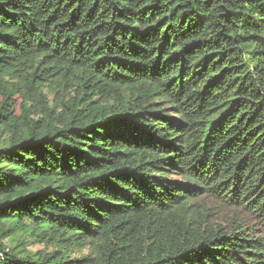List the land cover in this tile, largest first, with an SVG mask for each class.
Wrapping results in <instances>:
<instances>
[{"label":"trees","instance_id":"16d2710c","mask_svg":"<svg viewBox=\"0 0 264 264\" xmlns=\"http://www.w3.org/2000/svg\"><path fill=\"white\" fill-rule=\"evenodd\" d=\"M0 136V264H264V0H0Z\"/></svg>","mask_w":264,"mask_h":264},{"label":"rangeland","instance_id":"374dc122","mask_svg":"<svg viewBox=\"0 0 264 264\" xmlns=\"http://www.w3.org/2000/svg\"><path fill=\"white\" fill-rule=\"evenodd\" d=\"M49 98L51 99L52 97L50 96ZM1 140H3V137L0 136V141ZM26 248L30 252H36V251L42 250L43 249V246H41L39 244H33V243H31V241H28Z\"/></svg>","mask_w":264,"mask_h":264}]
</instances>
